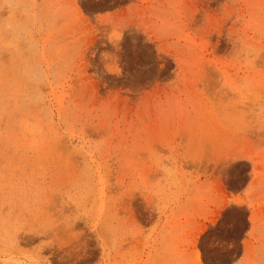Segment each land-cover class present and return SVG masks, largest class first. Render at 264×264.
<instances>
[{
	"label": "rangeland",
	"instance_id": "obj_1",
	"mask_svg": "<svg viewBox=\"0 0 264 264\" xmlns=\"http://www.w3.org/2000/svg\"><path fill=\"white\" fill-rule=\"evenodd\" d=\"M0 264H264V0H0Z\"/></svg>",
	"mask_w": 264,
	"mask_h": 264
}]
</instances>
